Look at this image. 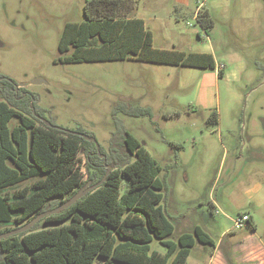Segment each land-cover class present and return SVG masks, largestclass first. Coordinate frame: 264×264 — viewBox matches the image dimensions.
<instances>
[{
    "label": "rangeland",
    "instance_id": "374dc122",
    "mask_svg": "<svg viewBox=\"0 0 264 264\" xmlns=\"http://www.w3.org/2000/svg\"><path fill=\"white\" fill-rule=\"evenodd\" d=\"M86 1L0 0V75L26 92L23 102L32 95L36 109L61 132L91 134L105 150L120 121L162 167V205L175 227L169 238L198 224L216 243L197 244L186 264H245L237 244L251 238L264 246V0L179 6L137 0L132 16L144 20L155 47L210 53L214 69L136 60L57 62L60 33L65 23L84 19ZM205 10L213 20L208 28L195 18ZM37 78L44 82L31 83ZM123 108L150 114L128 115ZM213 111L217 123L208 124ZM79 157L82 167L86 157ZM81 171L88 181L85 167ZM242 214L252 222L233 228ZM43 218L27 230L41 228ZM149 245L166 252L155 238Z\"/></svg>",
    "mask_w": 264,
    "mask_h": 264
},
{
    "label": "trees",
    "instance_id": "16d2710c",
    "mask_svg": "<svg viewBox=\"0 0 264 264\" xmlns=\"http://www.w3.org/2000/svg\"><path fill=\"white\" fill-rule=\"evenodd\" d=\"M136 2L87 0L84 19L65 23L60 33L57 62L136 60L215 68L210 53L155 47L144 20L132 16ZM195 18L203 28L213 24L207 10ZM222 73L219 69L218 74ZM0 77V226L4 227L0 233L8 232L5 226L26 223L62 204L88 181L101 180L106 164L112 167L100 186L61 212L45 216L41 228L36 224L0 239V264H95L96 258L102 264H186L197 244L216 245L198 224L176 240L169 238L175 227L162 205V167L120 121L107 150L101 145L97 150L81 135L39 122L36 116L42 113L32 95L23 102L24 90H18L14 80ZM133 110L123 108L128 115L150 114L148 108ZM12 120L15 124L10 126ZM206 122L217 123L216 111ZM82 153L86 161L81 167ZM84 167L88 181L83 180ZM29 181L9 193L10 188ZM154 238L166 247L164 254L151 250ZM228 263L237 264L232 259Z\"/></svg>",
    "mask_w": 264,
    "mask_h": 264
},
{
    "label": "water",
    "instance_id": "95a60500",
    "mask_svg": "<svg viewBox=\"0 0 264 264\" xmlns=\"http://www.w3.org/2000/svg\"><path fill=\"white\" fill-rule=\"evenodd\" d=\"M2 78V77H0ZM44 81L40 78L34 79L31 83L33 84H40L43 83ZM23 84H18V86H22ZM55 128L57 129H62L61 127L55 126ZM71 132L72 134H78L81 135L84 139L91 141L95 144L96 149L99 150V143L96 140L95 137L89 136L85 133H80V132H73V131H68ZM107 170L105 175L101 178V180H99L97 183L95 184H90V181H88L84 188L79 189L71 198H69L67 201L63 202L62 204L58 205L57 207L50 209V210H46L43 211L41 213H39L38 215H36L33 219H31L30 221L26 222L25 224L19 226L16 229H13L11 231L8 232H4V233H0V239L6 238L8 236H12V235H16L19 234L25 230H27L28 228H30L32 225H34L40 218H43L45 216L48 215H54L57 214L59 212H61L62 210L68 208L69 206H71L72 204H74L77 200H79L81 197H83L85 194H87L89 191H91L92 189L100 186L103 181L105 180V177L107 174L110 173L111 171V166L106 165Z\"/></svg>",
    "mask_w": 264,
    "mask_h": 264
},
{
    "label": "crops",
    "instance_id": "0c3cea01",
    "mask_svg": "<svg viewBox=\"0 0 264 264\" xmlns=\"http://www.w3.org/2000/svg\"><path fill=\"white\" fill-rule=\"evenodd\" d=\"M167 2L168 0L164 3L166 4ZM175 2L179 6L181 4L188 3V0H175ZM213 207H214V204H213ZM211 214H212V211H211ZM237 246L238 247L242 246V249H243L241 251L243 252L244 256H242L240 261L245 262V264H264V246L261 243L251 238H248L244 241H241L239 244H237ZM234 249L236 250V248Z\"/></svg>",
    "mask_w": 264,
    "mask_h": 264
},
{
    "label": "built area",
    "instance_id": "2783aa9c",
    "mask_svg": "<svg viewBox=\"0 0 264 264\" xmlns=\"http://www.w3.org/2000/svg\"><path fill=\"white\" fill-rule=\"evenodd\" d=\"M223 66H219V68H222ZM249 219V216L242 214L240 217L234 220L233 228L238 229L240 228L244 222H246Z\"/></svg>",
    "mask_w": 264,
    "mask_h": 264
},
{
    "label": "flooded vegetation",
    "instance_id": "af4514ba",
    "mask_svg": "<svg viewBox=\"0 0 264 264\" xmlns=\"http://www.w3.org/2000/svg\"><path fill=\"white\" fill-rule=\"evenodd\" d=\"M23 93H24V95L26 94L25 91H24ZM36 117H37V120H38L39 122H41V123H45V124H47L48 126H53V127L56 126V125H52L47 119H45V117L43 116V114H42V115H37ZM68 131L79 132V131H77V130H68ZM69 133H71V132H69ZM80 133H81V132H80Z\"/></svg>",
    "mask_w": 264,
    "mask_h": 264
}]
</instances>
